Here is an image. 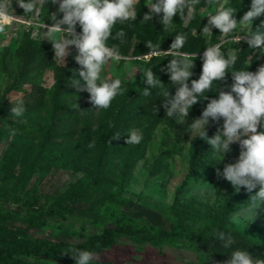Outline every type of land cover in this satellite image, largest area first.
Listing matches in <instances>:
<instances>
[{"label":"rangeland","instance_id":"rangeland-1","mask_svg":"<svg viewBox=\"0 0 264 264\" xmlns=\"http://www.w3.org/2000/svg\"><path fill=\"white\" fill-rule=\"evenodd\" d=\"M145 3L146 0H138L135 21L118 23L113 28V35L121 29L125 32L123 42L111 38L107 42L110 47L115 45L118 48L122 58L106 65L101 77L121 79L123 89V94L117 95L109 108H117L130 96L131 91L141 88L143 72L148 69L150 56L168 55L166 51L174 37L181 33L186 36V42L179 49L180 52L201 49L200 54H203L206 47L223 41L221 51L225 56L229 51L237 56L235 70L254 72L264 64V50L249 48L243 39L239 43L232 39L236 36L243 38L257 29L264 31V14L255 18L251 27L242 30L238 25L228 37H222L215 28L211 35L201 34L208 21L207 16L215 14L221 5L234 9V18L239 22L250 9L251 0H200L190 21H181L177 15L167 31L160 23L162 14L152 21L141 23L143 15L149 11ZM12 8L14 12L11 14L15 19L5 33L0 34V235L18 227L23 228L29 217L62 199L73 184H82L90 179L96 180V186L85 201L74 205L71 214L45 216L44 223L29 230L27 237L78 245L103 226L115 225H127L134 230L151 228V233L169 231L175 226L191 237L212 221L226 198L219 191L216 169H220L223 162L235 163L234 158H238L240 148L238 142L232 143L231 151L223 160V154L213 152L208 144L205 155L207 167L186 179L188 162L199 138L189 125L200 117L210 98L198 97L200 100L189 110L185 122L179 124L178 118L167 117L161 107L164 93L154 91L144 100L143 109L146 119L157 114V124L145 142L142 157L131 165L126 164L123 159L126 149L123 148L110 156L95 177L96 143L93 142L95 146L89 147L82 155V143L78 138L85 104L91 114L92 128L98 127L99 113L103 109H93L89 94L77 92L70 86V78L80 79V66L74 60V46L70 47L71 54L63 64L54 59L52 44L42 38L55 22L52 15L57 14V19L62 15L57 12L58 3L46 0L43 5L37 4L35 12L25 14L16 0H12ZM41 24L46 27L40 28ZM76 31L81 32L79 25ZM149 44L153 47L149 48ZM23 60L30 67L20 74L18 69ZM54 87L64 90L56 106L69 112L61 114L58 119L60 125L48 132L51 137L47 146H40L38 141L48 126V96ZM172 88L176 90L173 85ZM174 93L171 91L170 96ZM21 99L26 110L22 116L15 117L11 114V108ZM157 107L160 109L158 113ZM130 111L128 109L119 120L129 118ZM211 125L210 119L206 131ZM144 126L145 121L132 130L141 135ZM130 131L123 135L127 136ZM224 183L228 184L235 196L237 192L233 186L226 180ZM105 197H113V201L120 205L112 207L109 202L101 204ZM105 206L109 208L107 211H103ZM174 212L182 214L183 218L178 221ZM233 216L237 218L235 223ZM222 226L235 242L244 239L259 247L256 250L242 249L248 251L254 260L264 259V205L256 210L255 215L249 203L231 212ZM235 242L229 248L223 247L221 241L205 246L202 251L204 260L199 263L187 238L155 246L141 241L138 236L131 239L122 236L107 249L94 254L92 264H224L233 251L239 250ZM11 261L64 264L22 255L14 256Z\"/></svg>","mask_w":264,"mask_h":264},{"label":"clouds","instance_id":"clouds-1","mask_svg":"<svg viewBox=\"0 0 264 264\" xmlns=\"http://www.w3.org/2000/svg\"><path fill=\"white\" fill-rule=\"evenodd\" d=\"M18 6L25 14L35 12L37 4L43 5L46 0H16ZM58 3L57 12L62 14L57 19V14L52 15L54 24L44 33L53 46L54 59L65 64L71 54L70 47L74 46L75 62L80 66L78 76L80 79L70 78V86L77 92H87L89 103L95 110H106L111 106L117 95L123 94L122 80L102 79L101 73L110 62H118L122 57L118 48L109 46V39L123 42L125 32L121 29L113 35V28L119 23L137 19L136 4L138 0H51ZM200 0H146L145 6L149 9L143 15L141 23L152 21L155 16L162 14L160 23L167 31L173 18L179 15L181 21H190L195 14V6ZM187 10V11H186ZM12 0H0V34L5 33L15 17L11 14ZM234 9L221 5L215 14L208 15L207 24L203 26L202 35L213 34L212 29H218L222 37L241 26L242 30L251 27L255 18L264 14V0H251L250 9L238 22L234 18ZM77 25L81 32H77ZM40 28H45L41 24ZM239 43L242 39L251 49L264 50V31L257 29L250 31L245 37L232 38ZM186 42L184 34L174 37L166 53L173 58L162 71L169 75L171 84L175 87L174 95L167 91L161 107L166 116L178 118L179 124L185 122L189 110L200 100L198 97L213 91V84H217L215 91L217 98H212L207 103L199 118L193 120L189 128L201 139H205L213 152L225 155L231 151L232 143L239 144L240 152L235 163L225 164L223 170L216 169L217 179L228 181L235 191L243 188L250 196V208L256 215V210L264 205V64L256 71L235 70L237 56L229 51L227 56L221 51L222 43L206 47L202 60V70L198 79H189L193 72L194 59L188 53L180 52ZM149 48L153 46L148 45ZM197 57H195L196 59ZM229 69H232L230 72ZM231 73L232 83L227 85L228 74ZM75 76V72H74ZM81 80L83 83H81ZM142 82L145 84L143 95H151L150 89L161 85L159 79L151 69L143 72ZM219 83L227 86V90L219 87ZM207 97L204 96V99ZM79 107V105H77ZM23 100L17 101L11 108V114L20 117L25 112ZM159 108H156L157 113ZM219 122L223 120L222 127L216 134L209 138L206 125L209 120ZM119 133L116 139L119 138ZM142 136L131 130L125 138L126 145H138ZM90 143L89 147H94ZM223 160L221 162H223ZM232 221L237 222L235 216ZM215 238L223 242V247L229 248L235 242L233 236L224 232L214 233ZM75 264H92L94 254L86 250H75L71 255ZM224 264H264V259L254 260L248 251L235 250Z\"/></svg>","mask_w":264,"mask_h":264},{"label":"trees","instance_id":"trees-1","mask_svg":"<svg viewBox=\"0 0 264 264\" xmlns=\"http://www.w3.org/2000/svg\"><path fill=\"white\" fill-rule=\"evenodd\" d=\"M200 50H184L183 53L190 54L194 59V67L191 69L193 72L190 80L198 78L202 70V60L200 57L203 54H200ZM122 55L125 52H121ZM195 57H197L195 59ZM173 57L170 55L165 56H150L148 60V69H151L157 79L162 83L156 88L150 89L151 94L154 91L171 92L175 91L172 88V84L169 79V75L165 71H162L169 63ZM30 64L25 60L22 61L18 73L24 74L29 68ZM147 69V70H148ZM232 69H230V72ZM232 83L231 73L227 77V85ZM219 87L227 90V86L223 83H219ZM14 87V86H12ZM145 84L137 91H131L130 96L122 102L120 106L111 107L106 110H101L99 113V123L98 127L92 128L91 125V114L88 111L87 103L83 107L85 114L82 116L80 122V131L78 141L82 143V155L89 148V144L96 143V158L93 167L94 176H98L102 167L106 164L110 156L121 149H126V155L124 156V162L129 165L139 160L145 148V142L148 140L151 130L157 124V114H153L150 118H145L144 109L145 106L144 100L149 97L143 95V89ZM217 84H213V91L204 93V96L212 98L218 97V92L215 91ZM64 90L60 87H54V90L49 93L48 104H49V117H48V126L46 133L43 134L42 138L38 141L40 146H47V142L50 139L49 131H52L55 126L60 125L58 120L61 114L68 113L69 111L59 109L56 106L58 98L63 94ZM128 109H131L129 118L124 121H120L119 118L122 117ZM145 121V126L142 128V140L138 145H126L125 138L123 134L128 130L136 129L141 126V123ZM73 123V121L71 122ZM223 120L219 122H213L209 130H207V135L209 138L213 137L217 129L222 127ZM119 133V138L116 139V135ZM208 150V143L205 139L198 138L196 142V147L194 148L193 154L188 162V170L186 179L195 176L200 170L204 167L206 162V152ZM115 155V154H114ZM234 160H236L234 158ZM225 166L224 162L220 170H223ZM215 178L218 186L220 187V193L226 195L224 202L219 210V214L214 217L212 221H209L208 224H205L201 229H199L193 236L188 237L184 234L182 229L178 230L177 227H171L169 231H154L149 228H142L134 230V228L127 225H115L113 227L103 226L99 231L92 234L89 238L83 241L78 245H68L64 242L51 243L47 242L41 238L30 239L27 237V233L31 229H36L44 223V217H57L71 214L74 209V205L77 202L85 201L88 197V193L93 190L96 186V180L90 179L82 184H73L71 189L65 194L62 199L54 201L50 206L45 209H39L38 214L31 216L26 220V225L23 228H15L12 231L7 232L6 234L0 235V264H26L24 262H12L11 259L14 256H28L37 259L43 260H53L62 262L64 264H75V261L72 259L74 251L86 250L90 251L93 254H99L102 250L107 249L115 243V241L124 236L126 238H133L135 236L140 237L141 241L147 242L151 245H161L168 243L169 241L180 240L181 238H187L190 242L191 249L196 254V259L199 263L203 262L202 251L205 246L212 245L217 243L219 240L215 238L214 233L224 232L227 233L222 223L225 221L227 216L238 210L239 208L244 207L249 204L250 196L254 195L253 193H247L244 189L241 188L235 196H233L231 189L227 183H224L223 179H217L216 173ZM181 186L179 190L182 188ZM105 197L102 200L101 204L110 203L112 207H118L120 204L114 202V198ZM109 208L107 206L103 207V211H107ZM175 213L176 219L183 218L182 214ZM178 227L180 223L178 222ZM235 247L239 250H256L259 247L255 244L241 239L235 242Z\"/></svg>","mask_w":264,"mask_h":264}]
</instances>
